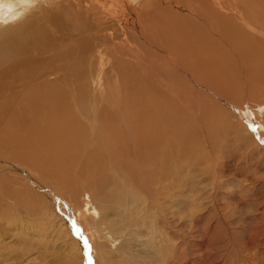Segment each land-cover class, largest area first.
I'll list each match as a JSON object with an SVG mask.
<instances>
[{
	"label": "rangeland",
	"instance_id": "374dc122",
	"mask_svg": "<svg viewBox=\"0 0 264 264\" xmlns=\"http://www.w3.org/2000/svg\"><path fill=\"white\" fill-rule=\"evenodd\" d=\"M78 1L38 0L32 11L46 23L52 35L56 28L62 27L42 16L48 12L47 17L55 20L52 13L62 7L58 19L63 21L72 16L67 6L76 5ZM121 1L127 8H133L147 0ZM92 3L95 13L91 16L103 23L109 15L103 14L97 3ZM26 10L28 8L23 12ZM32 15L33 12L26 17ZM75 16L79 20L75 18L77 21H73L72 18L74 23H86L85 17ZM130 17L127 14L126 19ZM75 44L71 42L69 47ZM257 56L263 58L264 54L257 50L255 57H250L249 65ZM90 57L93 60L92 54ZM108 65L111 67L104 64L106 69L110 68ZM244 69L232 74L228 83L226 80V83L217 82L218 87L216 84L210 86L213 91L225 95L229 93L228 89H223L220 84L227 87L239 81L232 87L237 86L235 100L244 110L229 109L239 120L235 123L237 120L232 118L234 126L218 115L213 97L202 90L195 89L191 94L190 90L182 89L181 96L174 99L178 87L173 85L170 96L163 94L166 93L163 87L161 91L162 96L170 98L169 103L160 99L157 93L159 99L154 95L151 99H144L149 94L144 97V93H140L151 88H145L144 80H134L137 75H144L141 68L130 73L131 81L124 72L120 76L118 72L113 73L114 76L99 87L98 92L96 85L91 86L90 91L87 87H77L79 93L76 90L74 99H89L87 94L92 98L97 94V99L116 100L114 103L102 101L101 105L109 109H113L119 100H136L138 97V101L146 103L144 149L161 145L167 147L165 151H171L166 154L163 149L152 158L146 154L145 169L138 166L139 157L135 151L126 156L116 150L118 165L109 154H104L105 163L100 166L103 170L99 166H90V172H81V177L79 171L86 164L80 163L75 184L81 188L72 195L52 189L53 184L39 189L30 188L29 182L24 187L14 185L8 177L1 179L0 264H264V115L254 114L252 119L258 118L255 123L253 120L249 122L251 124L243 121L249 117L248 113H252L247 104L264 103V96L261 98L264 74ZM158 70L155 77L159 78V85L172 84L164 79L165 74L163 77L156 74L165 71V67L159 65ZM117 75L119 79L115 78ZM244 90L248 91L244 93ZM90 106H94L91 99ZM116 121L120 125L121 119ZM147 135L151 138H146ZM178 152V157L173 159ZM166 163L169 168L165 167ZM154 167L158 172L152 171ZM7 172L10 174L9 170ZM83 174L88 175L86 179ZM83 183L88 186L84 187L86 184Z\"/></svg>",
	"mask_w": 264,
	"mask_h": 264
},
{
	"label": "bare ground",
	"instance_id": "6f19581e",
	"mask_svg": "<svg viewBox=\"0 0 264 264\" xmlns=\"http://www.w3.org/2000/svg\"><path fill=\"white\" fill-rule=\"evenodd\" d=\"M9 1L0 0V183L1 179L8 177L17 186L25 187L29 182L30 188L41 189L53 184L52 189L72 195L81 188L75 184L80 163L86 164L79 171L81 177V172H90V166H99L103 170L100 166L105 163L104 154L117 161L118 153L128 156L135 151L139 157L138 166L144 168V160L148 159L146 154L152 158L167 149L161 145L144 149L146 103L138 101V97V103L132 98L122 99L109 109L101 105L102 101L114 103L116 100L97 99V94L93 95L94 99L89 94V99H74L77 87H87L90 91V87L96 85L98 92V88L114 76L113 73L118 72L120 76L124 72L131 81L130 73L141 68L144 75H137L134 80H144L145 88H151L150 91H138L141 95L144 93V97L149 94L144 99H151L157 93L160 99L169 103L170 98L162 95L170 96L173 85L178 87L174 99L181 96L182 89L190 90L191 94L195 89L202 90L213 97L218 115L234 126L232 124L239 123V120L230 110H244L235 100L237 86L232 87L239 81L227 87L220 84L223 89H228L229 95L213 91L212 85L226 83V80L228 83L232 74L236 75L244 68L264 74V57L257 56L249 65L250 57H255L257 50L264 54V0H147L133 8H127L121 0H79L76 5L67 6L72 16L63 21L58 19L62 7L57 9L59 13H52L55 20L44 12L42 18L62 27L56 28L52 35L46 23L32 11L38 0ZM92 2L100 6L103 14L109 15L103 23L91 16L94 12ZM24 8L28 10L23 12ZM31 12L33 15L26 17ZM127 14L131 15L128 19ZM75 15L85 17L86 23H74L78 19ZM18 21L21 23L14 24ZM71 42H76L75 46L69 47ZM104 64L111 67L108 65L110 68L106 69ZM159 65L164 66L166 72L162 70L156 73L157 76L165 74L164 79L172 84L159 85L161 82L155 77ZM162 87L166 93L162 94ZM263 96L264 91L261 98ZM90 99L94 102L93 107ZM247 106L252 113L243 120L248 121L245 123L251 124L254 114L264 115V103ZM249 109L245 110L249 112ZM233 117L237 120L235 123L231 122ZM116 119H121L120 125ZM254 119L255 123L258 118ZM116 150L119 151L117 154ZM165 167L169 168L167 163ZM156 169L154 167L152 171L158 172ZM86 176L82 175L85 179Z\"/></svg>",
	"mask_w": 264,
	"mask_h": 264
}]
</instances>
